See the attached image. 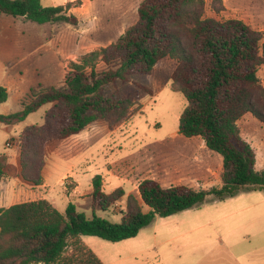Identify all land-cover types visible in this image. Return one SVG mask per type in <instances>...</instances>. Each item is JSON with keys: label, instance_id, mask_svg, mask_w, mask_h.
I'll use <instances>...</instances> for the list:
<instances>
[{"label": "trees", "instance_id": "1", "mask_svg": "<svg viewBox=\"0 0 264 264\" xmlns=\"http://www.w3.org/2000/svg\"><path fill=\"white\" fill-rule=\"evenodd\" d=\"M81 4L44 7L42 0H0V14L22 17L37 24L65 23L79 18L70 13ZM205 0H144L138 23L115 43L71 62L60 87L37 86L22 100V109L0 115V126H16L47 104L53 109L42 125L26 127L18 137L22 177L43 184L45 146L81 134L97 121L110 128L126 121L136 105L133 95L105 94V87L126 83L133 75H151L163 59L176 61L173 90L187 100L179 119V133L201 137L211 151L223 157L222 186L196 190L178 185L163 187L153 179L139 184L141 202L130 196L121 222L93 214L88 217L74 203L64 213L48 200L23 202L0 208V264H103L81 236L121 242L138 236L156 216L169 217L223 201L241 192H264V170L256 169V154L241 136L238 122L248 113L264 123V87L258 71L263 33L239 19L205 18ZM106 69L99 71L98 63ZM153 94L145 86L136 85ZM9 93L0 87V105ZM7 156H0V181L7 178ZM94 208L103 211L125 192L103 190L102 177L92 181ZM147 207L149 210L144 211Z\"/></svg>", "mask_w": 264, "mask_h": 264}, {"label": "rangeland", "instance_id": "2", "mask_svg": "<svg viewBox=\"0 0 264 264\" xmlns=\"http://www.w3.org/2000/svg\"><path fill=\"white\" fill-rule=\"evenodd\" d=\"M77 1L42 0V5L61 6ZM143 1L80 0L81 4L70 10L79 18L77 27L65 23L37 24L0 14V87L9 93L0 112L20 111L22 100L33 87L62 86L71 62L115 43L138 23V9ZM205 2V18L239 19L263 33L260 54L264 55V0ZM97 68L102 71L106 66L100 62ZM175 68L176 61L166 58L151 75H133L129 82L106 86V95L117 92L135 97L136 105L126 121L112 129L108 122L97 121L78 138L44 147V169L49 158L55 179L72 172L78 175L64 178L56 190L69 196L80 186L82 194L73 197L74 202L88 217L95 214L121 222L129 197L141 202L139 184L145 179L156 180L165 188L184 185L211 190L222 186L223 157L208 149L201 137L187 138L179 133V119L187 100L173 90L171 76ZM258 77L264 87V65ZM137 84L150 88L153 94L142 91ZM51 109L53 104L43 106L13 126L11 133L1 126L0 154L12 151L7 146L10 136H17L27 126L42 125ZM238 126L242 138L256 154V169L263 171L264 123L248 113ZM97 175L102 177L105 193L111 194L118 188L125 192L108 211L93 206L90 194ZM33 198L39 196L35 194L29 199ZM67 205L64 199L60 212L64 213ZM81 239L103 264H264V192H241L169 217L156 216L137 237L121 242L92 236Z\"/></svg>", "mask_w": 264, "mask_h": 264}, {"label": "crops", "instance_id": "3", "mask_svg": "<svg viewBox=\"0 0 264 264\" xmlns=\"http://www.w3.org/2000/svg\"><path fill=\"white\" fill-rule=\"evenodd\" d=\"M0 115H7V114H2V112H0ZM5 128H6L5 130L10 133L14 130L13 126H5ZM21 132L22 131H20L19 134ZM19 134H17V136H10L9 138L14 143V145L10 147L12 148L11 149L12 151H10L9 153L0 154V156L2 155L7 156V165L5 168V171L7 173V178L3 181H0V208H9L10 206L14 204L38 201V200H43V199L48 200L59 211H60L59 207L61 205V202L64 201V199L68 201V204L69 203L75 204L74 201H76V199H74L73 197L75 196L79 197V195L82 194L80 192V186L74 189L73 191L74 193L70 194L69 196L60 195V193H57L56 189L58 188L59 184L64 180V178H68V177L72 178L78 175L72 172V173L63 175L59 179H55L53 175L54 166L53 168H49V158L47 161V165L44 169L42 185L35 186L29 182H26L23 179L22 165H21V151H20V147L18 146ZM78 136H80V134L72 136L68 139H71L74 137L78 138ZM74 146H75V143H74ZM76 180L79 181V179H76ZM23 186L26 189H29V190L32 189V191H26V192L23 191L25 189L23 188ZM35 194L39 196V198L29 199V198H32ZM17 200H20V202H16Z\"/></svg>", "mask_w": 264, "mask_h": 264}, {"label": "built area", "instance_id": "4", "mask_svg": "<svg viewBox=\"0 0 264 264\" xmlns=\"http://www.w3.org/2000/svg\"><path fill=\"white\" fill-rule=\"evenodd\" d=\"M13 145H14V143L12 141L7 143L8 147H12Z\"/></svg>", "mask_w": 264, "mask_h": 264}]
</instances>
